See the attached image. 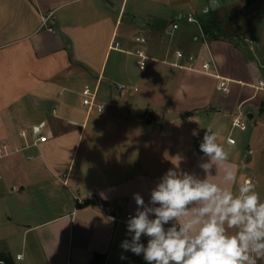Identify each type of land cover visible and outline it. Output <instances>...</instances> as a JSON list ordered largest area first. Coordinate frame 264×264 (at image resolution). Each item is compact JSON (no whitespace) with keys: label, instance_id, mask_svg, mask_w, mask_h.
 Segmentation results:
<instances>
[{"label":"crops","instance_id":"0c3cea01","mask_svg":"<svg viewBox=\"0 0 264 264\" xmlns=\"http://www.w3.org/2000/svg\"><path fill=\"white\" fill-rule=\"evenodd\" d=\"M110 1L116 6L107 0H0V144L16 151L0 158V202L9 227L0 242L8 241V231L21 238L25 253L18 252L23 259L14 264H90L97 253L106 255L104 264H147L142 255L121 248L130 239L126 221L135 214L134 193L148 203L151 190L174 164L234 194L244 181L233 147L230 163L217 164L206 176L199 166L208 159L199 149L202 139L192 136L185 143L192 130L180 124L191 121L192 113L211 121L222 113L233 116L243 100L244 107L254 99L250 85L264 79V66L241 50L239 38L256 42L252 8L264 0H238L227 7L215 0L223 36L209 37L200 29L187 49L172 41L173 25L196 32L198 18L189 14L197 22L187 17L182 23L180 5L156 0L161 5L136 34L147 38L152 62L177 67V50L202 59L212 56L220 73L234 81L229 94L216 89L214 76L198 70L180 68L177 80L164 74H155L158 81L136 78L129 56L135 58L137 44L131 30L119 27L127 0ZM171 7L179 8L174 20L160 16L158 10ZM209 7L210 0L204 14ZM138 16L131 28L148 24L143 16L145 22L139 23ZM159 21L168 24L157 26ZM116 41L126 51L112 48ZM87 84L98 86L103 111L83 105ZM38 127L48 141L25 148ZM228 137L218 142L229 146ZM225 167L238 172L236 183L224 180ZM24 197L30 202H13ZM147 239L141 240L145 246Z\"/></svg>","mask_w":264,"mask_h":264},{"label":"clouds","instance_id":"9594fccd","mask_svg":"<svg viewBox=\"0 0 264 264\" xmlns=\"http://www.w3.org/2000/svg\"><path fill=\"white\" fill-rule=\"evenodd\" d=\"M204 129L199 149L208 159L199 166L207 176L217 164L230 163L234 141L226 146L218 142V134L211 127ZM191 135L198 137L199 131L194 129ZM223 178L236 183L238 172L225 167ZM133 197L135 214L126 221L130 239L123 240L121 248L142 255L147 264L264 261V201L251 180L240 183L234 194L174 164L151 190L148 203L139 193ZM169 222H173L172 226L165 227ZM231 229L235 231L230 233ZM142 237L148 238L146 246Z\"/></svg>","mask_w":264,"mask_h":264},{"label":"rangeland","instance_id":"374dc122","mask_svg":"<svg viewBox=\"0 0 264 264\" xmlns=\"http://www.w3.org/2000/svg\"><path fill=\"white\" fill-rule=\"evenodd\" d=\"M238 0H221L223 7L229 5L230 3H235ZM168 3L170 6L172 5H180L181 9L179 12L182 14L178 20L182 23L187 22V17L189 14H192L194 17L198 18L200 24L197 28V31L194 30H188L184 29L182 26L177 29V31L173 34H171L172 41L175 42V46L183 49H187V43H189L192 40V37L199 32H201L200 27L202 21H206L209 18H217L219 19V15H217L216 12H213L214 9L209 7V10L205 13V7L206 4L208 5L209 0H168ZM161 5L160 1L156 0H127L125 3V11L122 14L121 22H120V30L121 32L129 31L131 30V35L135 36L138 34V32L141 30L140 28H144L149 25L150 22V11L153 10L155 7H159ZM169 6V7H170ZM222 7V8H223ZM158 10L161 14L160 16L168 17L169 20H174V17H176L175 12L177 8H168ZM253 12L256 13V24L253 29V35L257 37L256 42L251 41V39H244L240 35V41L243 42L240 46L241 50L249 55L252 59H257L259 63L264 66V5L254 4L253 6ZM120 11V8L117 10V12ZM156 11V10H155ZM203 14V15H202ZM137 15L143 16L147 18L148 24L145 26L140 25L139 28H131L129 26L130 23L133 22L135 17ZM202 15V16H201ZM223 16V15H222ZM221 16V17H222ZM167 18V19H168ZM168 21V20H167ZM167 21H163L157 23V26L165 27L168 23ZM218 36H223V33H217ZM160 56V55H159ZM162 57V55H161ZM130 63L129 68L130 71L133 72V74L138 79H151V80H161L160 77L155 78V74L157 75H166L171 77L173 80H177V77L179 76L181 70L180 68L169 66L162 63L157 62H148V66L145 70H141L135 63V58L132 56H129ZM133 75V76H134ZM172 75V76H171ZM134 76V78H135ZM168 77V79H169ZM118 80V79H117ZM116 80V81H117ZM259 79L258 81H260ZM173 87V86H172ZM245 89V87H242ZM250 89V88H248ZM251 94H253L254 90L250 89ZM250 99V98H248ZM247 99V100H248ZM264 100V92L256 93L254 99L252 101H249L246 105H242V120L246 126V129L242 130L241 128L234 127L233 121L234 118L238 115L239 112L235 113L233 116L230 117H224L223 113L215 118L213 121L207 119L205 116H198L199 114L192 113V120L189 122H186V120L183 119L180 125L182 127L186 126L189 127L190 130H196L199 126V137L200 139H203L204 132L206 129L211 127L213 131H215L218 134V141H223V138H227L228 136L233 137L236 140V144L234 145L233 149H235L237 152H239V157L242 160V178L244 179L243 182H246L247 180H251L256 185V191L260 194V198L262 201H264V106L261 108V103ZM246 100H243L241 103H244ZM240 103V104H241ZM254 114V118H250L249 114ZM195 116V117H194ZM201 118V119H200ZM209 121V122H208ZM201 124V125H200ZM189 138L185 140V143L192 141V135L191 132H189ZM201 141V140H200ZM239 184L236 186L235 194L238 193ZM27 196V195H26ZM21 200H25L27 203L30 202L29 200H26V198H17L13 202L16 204V202H20ZM40 203V201H36V203ZM33 203V202H32ZM1 208L0 209V239L6 234L7 231V225L4 223L6 220L7 215L3 214V203L0 202ZM15 218H21V216L15 215ZM14 230V229H13ZM2 236V237H1ZM7 236L9 237L8 241L2 240L0 242V250L2 253L0 254V259H6L9 261L6 264H14L13 261H18L16 259V255L18 252L25 253V249L22 246L21 238L19 235H17L14 232H9ZM22 263V262H19Z\"/></svg>","mask_w":264,"mask_h":264},{"label":"built area","instance_id":"2783aa9c","mask_svg":"<svg viewBox=\"0 0 264 264\" xmlns=\"http://www.w3.org/2000/svg\"><path fill=\"white\" fill-rule=\"evenodd\" d=\"M44 21L46 22L47 18H44ZM188 21L197 22V20L193 17H188ZM178 28H179V24L175 23L173 25V30H177ZM133 40L137 44L136 48L132 51L133 55L136 58V64L141 70H145L148 66V61L150 59V56L145 48V45L147 43V38L144 35L139 34L134 36ZM112 48L126 51V49H124L120 41H116ZM176 57L178 61L174 63L175 66L182 69L198 70L204 74L212 75L218 81L216 85V89L219 92H221L222 94H229L231 92V84L234 82L233 79L226 77L220 73L218 64L212 56L209 59H202L198 55L186 54L182 50H177ZM250 86L254 88L255 93L264 92V79L260 80L257 84H251ZM118 87L120 90L125 89V85L123 84H120ZM83 96H84L83 105L87 106L89 110H92L93 108H96L99 112L104 110L105 105L97 102L98 86L92 87L91 85L87 84L84 88ZM243 104L244 103L240 104L239 113L234 118L233 126L241 129H246V126L242 120L243 112L240 109ZM39 128L40 127H38V129L34 131L33 141L31 143L26 144L25 148L38 146L40 143H44L48 141L49 137L42 132V128L40 129ZM233 141L234 144H236V140L233 137L231 136L228 137V142L230 144H232ZM15 152L16 151L12 150L8 143L3 142L0 144V158L8 157ZM28 158L32 159L33 157L29 156ZM64 176H67V174H65ZM65 184H68L67 181H65ZM77 200L81 204L85 203L84 199L80 197H77ZM104 209L106 214L112 216V211L109 207H105ZM130 215L131 214H129L128 217ZM16 259L18 261H21L23 259V255L18 254L16 256ZM6 263H7L6 261L0 259V264H6Z\"/></svg>","mask_w":264,"mask_h":264},{"label":"trees","instance_id":"16d2710c","mask_svg":"<svg viewBox=\"0 0 264 264\" xmlns=\"http://www.w3.org/2000/svg\"><path fill=\"white\" fill-rule=\"evenodd\" d=\"M201 27H202L205 35H207L209 37H217L216 32L217 33H221L222 32V30H221L222 29L221 28V22L216 17L215 18L214 17L213 18H209L206 21H202L201 22ZM2 260H4V259H2ZM4 261H6L7 263L9 262L6 259ZM105 261H106V255L97 253V254L94 255V258H93V260L91 261L90 264H104Z\"/></svg>","mask_w":264,"mask_h":264},{"label":"water","instance_id":"95a60500","mask_svg":"<svg viewBox=\"0 0 264 264\" xmlns=\"http://www.w3.org/2000/svg\"><path fill=\"white\" fill-rule=\"evenodd\" d=\"M107 1H108L111 5L116 6V5H115L114 3H112L110 0H107ZM218 5H219V4H218L217 1H215V0H210V7H211V8L215 9ZM206 10H208V9L206 8ZM177 17L179 18V17H181V15L178 14ZM137 21H138L139 23H144V22H145V19H144L143 17H141V16H138V17H137ZM249 117H252V115L250 114Z\"/></svg>","mask_w":264,"mask_h":264}]
</instances>
